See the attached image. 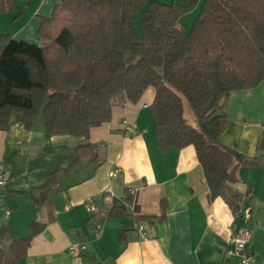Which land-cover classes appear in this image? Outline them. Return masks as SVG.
I'll return each mask as SVG.
<instances>
[{"label":"trees","instance_id":"16d2710c","mask_svg":"<svg viewBox=\"0 0 264 264\" xmlns=\"http://www.w3.org/2000/svg\"><path fill=\"white\" fill-rule=\"evenodd\" d=\"M16 1L33 0H0V14L12 11ZM200 2L63 0L42 19L39 45L0 31V131L16 123L31 129L42 116L48 138L81 140L70 165L32 192L36 218L29 234L11 240L6 249L2 228L0 264L24 256L33 238L55 220L49 192L93 149L91 130L110 122L114 107L137 104L150 87L156 90L150 112L163 154L194 147L210 201L222 198L240 215L244 195L235 188L236 173L241 167H264V132L258 145L263 154L257 157L223 145L229 124L223 104L232 93L256 89L264 81V0H202L186 32L181 19ZM121 203L138 213L128 190L122 201L114 199L110 216L127 214ZM99 212L87 223L95 234L103 223Z\"/></svg>","mask_w":264,"mask_h":264},{"label":"crops","instance_id":"0c3cea01","mask_svg":"<svg viewBox=\"0 0 264 264\" xmlns=\"http://www.w3.org/2000/svg\"><path fill=\"white\" fill-rule=\"evenodd\" d=\"M62 1H16L12 11L0 14V31L39 45L42 19L51 17ZM201 5L202 0L182 17L186 32ZM155 96L150 87L137 104L114 107L111 121L91 130L93 149L85 151L79 165L49 192L55 220L14 264H238L227 251L242 230L251 235L253 263L264 264V167L238 169L235 188L244 195L239 216L224 199L210 201L195 148L169 149L164 155L157 145L150 112ZM223 110L229 124L221 143L249 158L263 154L258 145L264 132V81L256 89L232 93ZM125 121L136 126L134 134L126 135ZM80 141L69 135L48 138L44 120L37 119L31 129L16 123L9 131H0V164L9 179L5 205L11 210L3 223V247L29 234L36 218L32 192L53 172L70 165ZM115 167L122 172L113 178ZM128 190L135 195L138 213L133 215V207L121 203L127 214L110 216L114 199L122 201ZM93 200L103 221L99 234L87 225L92 218L87 203ZM136 216L153 220L138 223ZM139 225L146 228V239L140 237ZM75 242L87 249L73 254L70 247Z\"/></svg>","mask_w":264,"mask_h":264},{"label":"built area","instance_id":"2783aa9c","mask_svg":"<svg viewBox=\"0 0 264 264\" xmlns=\"http://www.w3.org/2000/svg\"><path fill=\"white\" fill-rule=\"evenodd\" d=\"M125 133L126 135H131L136 132L135 125H129L126 121ZM122 170L118 167L113 168L110 176L113 178L118 177L121 174ZM8 177L6 175L5 167L3 164H0V238L1 230L3 228L4 221L8 220L11 215V210L5 205V192L8 184ZM87 210L93 214L98 211V207L93 201L87 203ZM97 230H101V226L97 227ZM138 231L142 239H146L148 236L147 230L144 226L139 225ZM251 235L249 231L242 230L233 237L234 248L227 251V254L230 258H233L237 261L238 264H254L252 252L248 248ZM87 248L84 244L75 242L71 245L70 250L73 254H78L80 251H85Z\"/></svg>","mask_w":264,"mask_h":264},{"label":"rangeland","instance_id":"374dc122","mask_svg":"<svg viewBox=\"0 0 264 264\" xmlns=\"http://www.w3.org/2000/svg\"><path fill=\"white\" fill-rule=\"evenodd\" d=\"M158 1H160L161 2V0H158ZM168 1H172V0H168ZM185 1V0H184ZM184 1H183V3H184ZM173 2H171V4H172ZM175 3H177V2H175ZM182 3V4H183ZM177 4H179V3H177ZM181 5V4H180ZM196 9V7H194L191 11H193V10H195ZM201 10V8L199 7V11ZM198 11V10H197ZM195 12L194 13V16L193 17H197L199 14V11L198 12ZM143 14H144V11H141L140 13H139V16H138V20H137V27H138V29H139V27H140V20L142 19V17H143ZM193 14V13H192ZM186 116H187V118L188 119H191V118H193L192 120H190V122L191 123H193L194 125H195V123H194V116H193V113L191 112V110H190V108L188 107V106H186ZM40 122V123H42L43 122V117L42 116H39L38 118H37V122Z\"/></svg>","mask_w":264,"mask_h":264}]
</instances>
